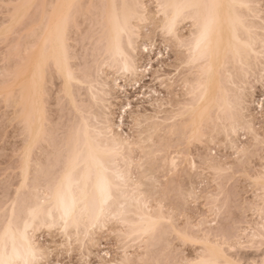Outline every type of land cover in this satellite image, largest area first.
Here are the masks:
<instances>
[{
    "label": "rangeland",
    "instance_id": "374dc122",
    "mask_svg": "<svg viewBox=\"0 0 264 264\" xmlns=\"http://www.w3.org/2000/svg\"><path fill=\"white\" fill-rule=\"evenodd\" d=\"M142 2L150 7L148 17L139 24L136 52L133 53L142 74L133 77L110 67L102 50L98 49L97 42L95 43L98 36L97 27L92 26L95 17L90 13L84 20L82 15L78 18L80 26L75 27L77 31H73L74 28L73 32L71 31L73 38H70L69 44L71 56H74L71 58L74 70L85 79L73 86V100L62 91V81L54 76L55 73L52 74L53 71L48 65L51 73L45 71L44 79L48 81L43 83V91L46 89V93L43 92L41 97V100H44L42 119H46L42 120L43 123L45 121L44 124L41 122L40 129H43L40 134L44 135L41 134L39 138L32 134L30 137L20 119V107L15 101L19 93L15 85L19 84L17 80H20V77L17 74L22 70L18 69V66L28 57L29 52L25 48L30 46L29 49H32L31 46L39 37L38 26L46 16L44 13L50 11L49 0H28V3L27 0H0V233L12 218L11 222L19 227L24 219L28 218V208L34 205V200H38L42 190L47 186L51 187L60 173L62 174L66 149L68 151L66 144L69 146V137H66L69 134L75 135L76 129L79 131L85 124L97 129L104 116L101 112H108L114 130L128 141L122 151L124 158L120 161L121 167L123 164L122 168L129 172L132 182L145 191L152 207L172 223L163 220V231L158 230V233H161L156 239L154 237L155 240H150L147 247L138 240L131 241L127 237V226L119 220H110L105 229H97L93 240L89 241L85 240L83 229L80 230L79 236L71 229L69 242L68 237L56 229L50 232L47 227L40 228L35 232L37 241L43 247L51 245L57 249L56 255L48 257L50 260L59 261L60 264H79L83 257L100 264L101 260L115 259L117 254L122 257L125 255V249L132 259L144 256L152 260L159 258L168 242L176 243L173 228L189 230L197 237L204 236L203 231L207 232L208 229L211 240L215 238L213 242L216 239L217 242L227 239V248L233 246L230 250L224 248L226 243L223 245L220 241V244L225 252L227 250L226 253L232 254L235 259L238 258L242 262L260 259L264 256L261 250L264 237L259 238L261 241L256 237L261 243L254 242L255 245L247 238V234L251 232L250 226H258L260 229L257 231L263 232L260 237L264 236V230L260 226L263 218L261 220L260 211L258 212L256 207L257 204L260 207L264 204V190L259 189V185L254 182V177L264 169L259 148L248 155L244 163L236 158L231 143L236 138L243 141L247 134L243 127H237L234 132L220 128L212 136H203L198 140H188L187 134L178 131L171 133L169 127L181 119L179 113L188 98L184 77L188 75L190 66L185 62L184 48L162 31L161 15L155 8L157 1ZM30 4L35 7L11 10L6 7ZM260 6L264 11V0H260ZM187 29L188 24L183 23L181 32ZM23 52H26V55ZM29 57L28 60L35 58L32 55L30 59ZM35 61L32 62L33 66ZM29 69L31 71V68ZM83 70L84 74L88 73L87 77L81 72ZM260 75L256 69L251 71L243 90L244 97H247L246 114L249 115L257 135H261L259 101L264 99L261 95L264 87L257 83ZM102 79L112 86V98L104 96L101 90L96 92L97 87H94L97 84L94 82ZM15 81L18 83L15 84ZM88 85L93 86L95 91ZM9 89L13 91L12 98L9 92H6ZM91 91L98 94L96 101L101 99L103 103L106 97L109 98L107 103H111L108 107L110 112L99 101L96 106ZM97 118L99 120H96ZM34 139H37L36 143L31 142L35 141ZM253 142L254 140H250L249 144ZM173 160L176 161L175 168L172 166ZM217 168L225 171L218 175L214 170ZM229 168L231 171H228ZM165 175L168 176L167 180ZM201 224L203 227H200ZM184 247L193 257L199 250V243H189Z\"/></svg>",
    "mask_w": 264,
    "mask_h": 264
},
{
    "label": "bare ground",
    "instance_id": "6f19581e",
    "mask_svg": "<svg viewBox=\"0 0 264 264\" xmlns=\"http://www.w3.org/2000/svg\"><path fill=\"white\" fill-rule=\"evenodd\" d=\"M156 1H157L156 3L158 2L160 3L185 2V0H156ZM218 2L223 3L225 5H229V4L238 5L240 3H247L250 5H253V8L251 10L249 9H235L234 10L235 14L240 16L241 20L244 23V28H247L248 31H245L244 28H239V27L234 28L233 27V11L229 10L228 8H225L222 10V13H221V19H220V25H219V36L218 38L214 40L212 51L207 56H201L200 53L195 52L194 50H190L189 48V44H191L194 49L195 40L199 34L197 24L193 19L189 18V19L181 20L180 23L177 25L176 36L175 37L169 36L170 38L176 40L180 46H181L180 41L185 42L184 45L181 47L184 48V51L186 53L185 62L187 65L190 66V71L188 75L184 77V82L186 83V87H187L188 98L186 99V101L183 104V107L180 110L179 115L181 119L177 123L172 124L169 128H170L171 133H175L178 131L181 134H187L188 140H198L199 138L203 136H208V137L212 136L213 133L217 132L218 129L220 128H222V130L224 131L230 130L234 132L233 131L234 127L244 128L245 125L252 127L251 120L248 117L249 115L246 114L247 101L244 100V96H245L243 92L244 85L246 84L247 76L251 71H254L256 69L260 73L264 72V58H262L259 55H253L252 52L249 51V49L244 47L246 43H251L255 45V51L257 53L260 51V38L262 35H264L259 30L260 24H261L259 16L262 12V8H261L262 5L260 6V0H218ZM27 3H28V0H27ZM49 4L50 6L48 9H50V11L46 10L47 13L46 12L44 13L46 16L43 14L45 16L43 19L41 18L43 23L40 22V26H38L40 27L39 28L40 31L38 33L39 37L38 39L36 38L37 39L36 43L34 42L32 45L33 47L36 46L35 47L36 49L35 48L33 49L32 46H31L32 48L31 50L29 49L30 46L28 48H25L26 50L28 49L29 53L27 51L26 52L28 53L27 56L28 57L30 56L29 59L31 58V55L32 57L35 56V58L34 57L33 59L31 58L32 59L31 62H30L31 59L28 60V57L25 58V60L23 59L24 61L21 62V64L18 66V69L22 68V70H20L21 72L17 74L20 77V80H17L19 84H17L18 82L16 83L15 81V84H17V86L15 85V87L16 88L18 87L17 90L19 93L18 94L19 97H17V100H15L18 106L20 107L19 109L20 113L18 114L21 115L20 119L22 120L25 126V129H27L30 137H32L31 134L34 137H37V136L39 137L41 134H43V133L40 134L41 130L43 129V127H41L42 129H40V125H41L42 120L46 118L42 119L43 113H44V111L42 113V107H43L42 102L44 103V100L42 101L41 97L43 96V92L46 93L45 91L46 89H44L43 91V88L45 87L43 83L44 81H48V79L47 80L44 79L45 71L48 70L49 71L48 73L49 74L51 73L50 72L51 70L48 69V65L53 71L52 74L55 73V75L54 74L53 75L57 76L56 78L62 81V83L61 82L60 83L63 84L62 85L63 90L61 88L60 90L64 91L67 97L69 96L70 98H73L75 94L73 92V89L75 87L73 88V86L76 84L78 85V83H81V81L85 79L83 78L84 76H80V74H77L76 70H74L75 66L73 67L72 65L73 63H71V58L74 56H71V52H70L71 47L69 44V42H71L70 38H73L70 35L71 31L73 28H74L73 29L74 31L76 29L75 27L80 26V24H78V20H79L78 18H81L82 15L84 16L82 17V19H84L85 16H87L88 18L90 15L93 16V18L95 17L94 23L92 22V26L93 25L96 26L98 30L97 32L98 36L95 40V43L97 42L96 46L98 47V49L102 50L103 54L105 55V59L109 63L110 67L117 68L118 70H121L124 74H128L133 77L140 76L142 74V69L138 66L136 59H135L136 57H134L135 56L134 54L136 52V42H137V38L139 37V24L148 17V12H147V15L145 16L144 10L142 8L137 7L138 5L144 4L142 0H49ZM112 4H116L119 6L117 10L121 13L122 18L125 13L127 14L126 34L123 35L121 39V47L124 52L123 57L116 51L115 45L112 41L111 27L107 23V20H106V16L111 13L112 9L110 7H107V8L103 7V6H110ZM69 5H75L76 7L69 8L68 7ZM124 6H127V7L125 8ZM160 15H161V22H162L161 25L163 29L164 18L162 14ZM21 16H22V13H21ZM89 20H91V18ZM183 23L188 24V29L185 32H181V25ZM61 34H62V40L58 39V36ZM130 39H131V48H129L128 46ZM25 53L23 52V54ZM35 53L37 55H34ZM33 60H36L34 63V66L32 64ZM42 60L44 62H42ZM65 60L67 61V67L71 68L72 70L73 78L71 81L66 80L62 72L57 69V62H60V64L63 66L65 63ZM28 61L30 62V64ZM125 64H127V70H125ZM31 66H33V68ZM28 67L31 68V71ZM33 69H34V72H33ZM81 72L84 74V70ZM84 75L85 77H87L88 73ZM19 77H16V78H19ZM97 81L94 82L97 84V86L94 87V88L97 87L96 92L99 93L102 91L104 96L112 98L113 95L110 92L112 89V86H110V83L108 81H105V79L104 80L102 79L101 81L100 80H97ZM61 84H60V87H61ZM88 86L89 88L91 87L90 85ZM6 88H8V85ZM91 88L93 89V86ZM9 90L6 92H9L10 97L12 98L11 94L13 91L10 90L11 91L10 92ZM93 90L95 91V89ZM96 92L94 93L92 92V94L94 95L92 97L93 99L95 98V101L97 99L96 96H98ZM5 95H8V94L5 93ZM107 97L105 101L106 103L108 102V99H109ZM104 100H103V103L101 99L100 101L99 100L97 101L101 102V104H103L105 109L107 108L106 110H108V107H110L109 104L111 103L106 104ZM97 101H96V106H97ZM109 102H111V100H109ZM101 113H102L101 115H104V116H102L101 118L102 120H100L101 124L99 127L97 126L98 127L97 129H95L94 127L91 128V125L89 124H85V125H82L81 129L78 128L79 131H77L76 129V132L80 134L81 142H83L85 133L89 137L96 138L97 134L104 128L105 125L111 127L113 132L116 134L115 137H113L112 135L105 133L103 137H100V139L102 140L103 144H105L108 147L109 151L112 152V155L106 157L107 166L113 171L119 170V171L124 172L127 178V182H126V187H122L121 193L116 194V199L111 201L110 204L106 206V211L108 210H112L115 212L122 211L124 222H121L120 220L119 221L122 224L127 226L128 228L127 237L131 241L138 240L139 242H142L141 244L143 245L145 244V246L147 247L150 240L152 241L155 240L157 238V235L161 233V231H159L160 233H158V230H162L161 223L163 222V220L166 219L165 215L155 210L154 207H152L153 205L149 203L148 196L146 195L145 191L143 189H140L138 185L132 182L131 175L129 176L128 174L129 172L125 171L122 168L123 164L121 167L120 161L123 160L124 158L123 157L124 154L122 153V151L127 146L128 141L120 133H117L114 130L113 124L110 119L111 117H109L110 114L108 112H105V114L103 112ZM96 120H99V119L97 118ZM44 123L42 122V124ZM77 133L74 132L75 135L72 136V134H69V136L66 137V138L69 137L71 140L69 138L67 139L69 140V146L66 144L68 141L65 143L66 147H68V151L66 149V156H65L66 159H64L65 162L63 164L64 166L61 171L64 170L67 164L70 151L75 148L74 140H75ZM37 139H34L35 141H31L32 140L31 138L30 141L36 143ZM35 143H33V145ZM30 146L32 147V145ZM26 158L24 159L26 160ZM261 174L262 172L259 173L258 176L256 175L257 177H254L255 179L254 182H256L255 184L259 185V189L264 190V183H261L259 180V177L261 176ZM79 178L80 177L77 176V179ZM54 188H55V181H54V184L51 185V187L47 186L45 190H42L43 192L42 194L40 193H39L40 195L38 194L40 196L37 198L38 200H34L35 202H34V205L30 207L31 209L28 208L29 216L27 215L28 217L26 218L27 220L24 219L23 222L21 221L22 223L20 225L17 224L19 225V227L15 226L11 222V228L13 231H16L17 234L23 232L25 223L26 222L31 223L33 213H38L40 218L43 219L44 217L47 216L49 212H52L53 215L56 216L57 219L59 218V211L57 210V202H56V198L54 194ZM120 205H124V209H121ZM145 205H147V207H145ZM15 207H16V203H15ZM256 207L259 212L261 207L258 204L256 205ZM96 210L98 211V208ZM13 211H15V209ZM14 214H16V212ZM260 218L262 220V217ZM11 220H13V218ZM152 221H160L159 226L156 231L157 234L155 233L153 235L149 233L148 235H143V232L146 229L150 228ZM8 226H9V222H8V225L5 226L6 228L5 227H4L5 229L3 228L4 230H2V233H0L1 235L4 234ZM260 226L262 227V230H264V218ZM80 227H83L80 230L83 229V232L85 233V231H88L91 229V224L85 220L81 222ZM250 227L251 229L249 230L251 232H249V235L247 234L248 237L247 236L246 237L249 238V241L253 242V244L254 242H256L255 244H257L258 242H259L258 244H260L261 240L259 238L264 237V236L260 237V233L262 231L260 232L257 231L260 229L258 226L257 227L250 226ZM71 229L74 230L73 232L76 231V228L70 224L69 229H68V234L65 235L63 233L65 237L70 236L69 232L71 231ZM209 231L208 229H207V232L203 231L202 234H204V236L199 237L201 240L204 241V243H199L198 252H200L201 249L203 248L205 251L211 253L216 248L224 249L225 247L222 248V244L225 245L226 243V245H229V242L228 244L226 242L227 239L226 241L219 240V242H217V239H216V241L213 242L215 238L211 240L212 237L210 238ZM30 235L32 236V238L34 239L37 245H41L35 238V232L32 233L30 231ZM255 238L259 239L260 241L256 240ZM220 241L222 242V244H220L221 243ZM18 243H21L19 239H18ZM237 243L239 244L240 242H237ZM230 246L228 247L229 249L227 248L228 250H230V248L233 247V246L231 247ZM224 252H225V249H224ZM226 252H225V255H227L230 259L241 261L238 258L235 259V257L232 256V254L229 255ZM146 255H147V251H146ZM124 256L125 255H123L122 257L120 256V257L123 258ZM195 256L196 254L193 257ZM139 258L140 257L135 258V259L138 260ZM220 258L223 259V257H220ZM246 264H264V256H261L260 259H257V260L248 261L246 262Z\"/></svg>",
    "mask_w": 264,
    "mask_h": 264
},
{
    "label": "snow or ice",
    "instance_id": "6c2138e0",
    "mask_svg": "<svg viewBox=\"0 0 264 264\" xmlns=\"http://www.w3.org/2000/svg\"><path fill=\"white\" fill-rule=\"evenodd\" d=\"M6 7L11 10L12 8H31L35 6L6 5ZM68 7L76 6L69 5ZM103 7L112 9L111 13L106 16V20L111 27L112 41L116 51L123 57L121 39L126 34L127 14L125 13L122 18L121 13L117 10L119 6L116 4ZM124 7L126 8L127 6ZM137 7L142 8L146 16L150 6L142 4ZM155 8L157 13L162 14L164 18L162 31L170 37L176 36L177 25L181 20L193 19L197 24L199 34L196 37L194 49L191 44H189V48L200 53L201 56H207L212 51L214 40L219 36L222 10L228 8L233 11L234 28H244L243 21L239 15L235 14L234 10H251L253 5L247 3L225 5L218 2V0H185L182 3L158 2ZM259 19L261 21L259 30L264 34V11L261 12ZM244 30L248 31L247 28H244ZM58 39L62 40V34L58 36ZM184 43V41H180L181 46ZM128 46L131 48V39ZM244 47L249 49L253 55H259L264 58V35L260 38V51L258 53L255 51L254 44L246 43ZM42 62L44 61L42 60ZM57 69L62 72L66 80H72V70L67 67L66 60L63 66L60 62H57ZM125 70H127V64H125ZM257 83L264 87V72L261 73ZM261 95L264 96V92H261ZM246 99L247 97H244V100ZM258 115L260 117L261 135H257L253 127L245 125L243 131L247 134L244 136L243 141L236 138L231 143L232 150L241 163H244L245 158L258 147L261 162L264 164V99L259 101ZM233 131H236L235 127ZM105 133L113 137L116 135L112 128L107 125L97 134L96 138L89 137L85 133L83 142H81L80 134H76L74 140L75 148L70 151L67 164L62 174L55 181L54 194L59 218L57 219L52 212H49L43 219L40 218L38 213H33L31 223L26 222L23 232L19 234L12 230L11 221H9L8 228L3 235H0V264H60L59 261H52L48 258L50 255H56L57 249L51 245L47 247L37 245L30 235V231L34 233L40 228L47 227L50 232L52 229H56L67 235L71 224L76 228L77 236H79L80 224L86 220L91 224V229L84 233L85 240L89 241L93 240L95 231L97 229H105L110 220L124 222L122 211H106V206L116 199V194L121 193L122 187H126L127 178L124 172L113 171L107 166L106 157L112 155V152L100 139ZM231 139L230 137V141ZM250 140H254V142L249 144ZM212 155H215V153H212ZM172 166L173 168L176 167L175 160H173ZM193 168H195V164H193ZM214 170L217 171L218 175L225 171L219 168ZM228 171H231V169L229 168ZM77 176L80 178L77 179ZM167 179L168 176L165 175V180ZM259 180L264 183V171H262ZM97 208L98 211L96 210ZM120 208L124 209V205H120ZM260 213L261 217L264 218V206L261 207ZM159 223L160 221H152L150 228L146 229L143 235H148L149 233L154 235ZM167 223L171 224L172 221L168 220ZM200 227H203V225L201 224ZM172 232L176 243L168 242L163 252L160 253L159 258L152 260H148L146 257H140L138 260L132 259L128 257V250L125 249L123 258H120L117 254L115 259L101 260L100 264H246V262L230 259L225 255L224 249L220 248H216L211 253L202 248L200 252L196 253L195 257H192L185 251L184 246L189 243H204V241L186 229L177 230L173 228ZM18 239L21 243H18ZM68 239L70 242L71 237L68 236ZM225 248H227V245H225ZM261 250L264 252V242H262ZM220 257H223V259ZM79 264H97V262L82 257Z\"/></svg>",
    "mask_w": 264,
    "mask_h": 264
}]
</instances>
